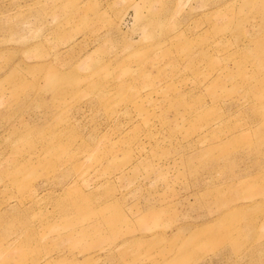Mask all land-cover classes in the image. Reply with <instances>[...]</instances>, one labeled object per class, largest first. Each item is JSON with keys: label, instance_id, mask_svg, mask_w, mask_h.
<instances>
[{"label": "rangeland", "instance_id": "374dc122", "mask_svg": "<svg viewBox=\"0 0 264 264\" xmlns=\"http://www.w3.org/2000/svg\"><path fill=\"white\" fill-rule=\"evenodd\" d=\"M0 264H264V0H0Z\"/></svg>", "mask_w": 264, "mask_h": 264}]
</instances>
